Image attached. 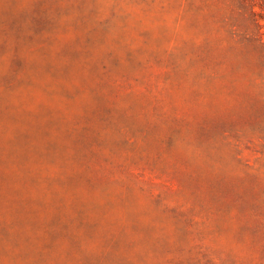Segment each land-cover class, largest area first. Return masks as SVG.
<instances>
[{"label": "rangeland", "instance_id": "374dc122", "mask_svg": "<svg viewBox=\"0 0 264 264\" xmlns=\"http://www.w3.org/2000/svg\"><path fill=\"white\" fill-rule=\"evenodd\" d=\"M0 264H264V0H0Z\"/></svg>", "mask_w": 264, "mask_h": 264}]
</instances>
